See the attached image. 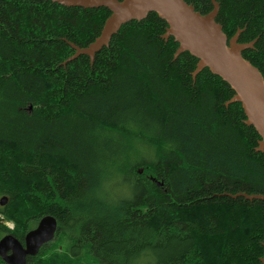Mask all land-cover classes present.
<instances>
[{
  "label": "trees",
  "instance_id": "16d2710c",
  "mask_svg": "<svg viewBox=\"0 0 264 264\" xmlns=\"http://www.w3.org/2000/svg\"><path fill=\"white\" fill-rule=\"evenodd\" d=\"M217 2L229 39L256 40L243 55L264 76V0ZM110 14L0 0V240L24 243L52 216L54 241L27 264H262L264 202L228 196L264 195L261 137L226 106L235 92L209 69L194 81L198 59H174L156 13L93 65L64 64Z\"/></svg>",
  "mask_w": 264,
  "mask_h": 264
},
{
  "label": "water",
  "instance_id": "95a60500",
  "mask_svg": "<svg viewBox=\"0 0 264 264\" xmlns=\"http://www.w3.org/2000/svg\"><path fill=\"white\" fill-rule=\"evenodd\" d=\"M63 7L84 9L107 8L110 16L105 21L100 35L87 47L68 42L75 53L64 63L75 61L80 56L89 57L93 65L98 53L110 46L113 37L123 25L131 21H143L150 13H156L168 27L162 39L171 37L179 43L174 55L177 59L183 53H190L198 59L192 73L193 80L205 70L225 81L235 95L226 106L240 103L246 115L244 123L254 127L260 135L257 152H264V76L262 72L247 60L243 53L254 49L256 40L241 43L243 30L228 38L223 25L217 21L220 4L211 0L213 9L203 15L185 0H46ZM233 199L245 198L248 201H263L264 195L239 193L228 195ZM7 203V197L1 199V205ZM58 228L57 220L45 216L37 227L31 230L22 243L8 234L0 240V257L7 264H27V258L37 256L46 244L54 241ZM264 246V243H263ZM264 264V257L261 258Z\"/></svg>",
  "mask_w": 264,
  "mask_h": 264
},
{
  "label": "rangeland",
  "instance_id": "374dc122",
  "mask_svg": "<svg viewBox=\"0 0 264 264\" xmlns=\"http://www.w3.org/2000/svg\"><path fill=\"white\" fill-rule=\"evenodd\" d=\"M7 226H8L10 229H13V228H14V224H13L12 222L7 223Z\"/></svg>",
  "mask_w": 264,
  "mask_h": 264
}]
</instances>
